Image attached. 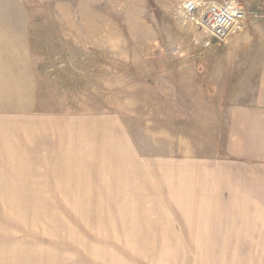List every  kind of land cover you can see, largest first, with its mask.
Returning <instances> with one entry per match:
<instances>
[{"label":"rangeland","instance_id":"374dc122","mask_svg":"<svg viewBox=\"0 0 264 264\" xmlns=\"http://www.w3.org/2000/svg\"><path fill=\"white\" fill-rule=\"evenodd\" d=\"M187 1L0 0V56L34 53L40 99L0 171V264H264V226L238 240L204 196L205 114L252 100L253 44L230 43L264 37V0L210 48Z\"/></svg>","mask_w":264,"mask_h":264},{"label":"crops","instance_id":"0c3cea01","mask_svg":"<svg viewBox=\"0 0 264 264\" xmlns=\"http://www.w3.org/2000/svg\"><path fill=\"white\" fill-rule=\"evenodd\" d=\"M250 43L253 61H258L257 70L251 73L255 84L252 100L227 105L220 114L216 111L205 114L207 135L210 132L212 138L218 139L214 154L220 156L205 168L204 196L211 213L208 217L213 224L222 220V227L227 226L228 233L239 236L238 240H245L241 235L244 227L264 226V37L254 40L245 33L230 45L239 49ZM3 53L6 54L0 56V171H7V178L14 179L16 140L19 146H25L16 133L22 119L16 117L36 112L40 106L38 67L30 51ZM46 144L39 142L36 148ZM67 171L70 170L61 171L64 179H68Z\"/></svg>","mask_w":264,"mask_h":264},{"label":"built area","instance_id":"2783aa9c","mask_svg":"<svg viewBox=\"0 0 264 264\" xmlns=\"http://www.w3.org/2000/svg\"><path fill=\"white\" fill-rule=\"evenodd\" d=\"M183 13L195 22L211 39L203 45L210 48L214 43H224L233 36L244 32L249 20L258 21V13H248L237 0H227L223 3L188 0L183 5Z\"/></svg>","mask_w":264,"mask_h":264}]
</instances>
